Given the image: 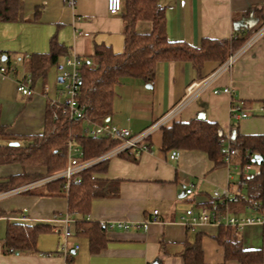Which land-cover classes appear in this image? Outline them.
Masks as SVG:
<instances>
[{"label": "crops", "instance_id": "obj_1", "mask_svg": "<svg viewBox=\"0 0 264 264\" xmlns=\"http://www.w3.org/2000/svg\"><path fill=\"white\" fill-rule=\"evenodd\" d=\"M158 1L164 7L168 38L192 46H198L203 38L235 37L250 26L236 29L234 22L242 18H250L252 24L257 17L264 18V0H185L183 4L178 0ZM124 23L121 11L117 14L107 12L106 0H74L71 6L63 0H23L21 20L0 22V50L3 57H7L3 62L15 69L7 75L0 74V124L5 131L14 136L41 132L47 104L63 100L60 72L64 57L58 65L48 68L44 78L28 83L32 89L30 95L17 90V82L29 77L27 61L32 53L47 52L53 36L68 48V54L81 59L90 56L97 44L121 52ZM134 27L139 32H148L151 22L138 18ZM219 65L217 61H205L196 70L189 60H164L156 63L150 82L124 77L114 88L111 112L104 120L127 127L133 133L139 132L178 104L190 83L203 80ZM216 88H229L230 92L214 93ZM263 99L264 32L229 68L199 90L171 121H188L203 113V118L217 123L223 135L230 139L235 131L262 134ZM232 102L252 114L232 119ZM87 123H83L82 129ZM161 135V129L155 130L147 139L148 150L138 154L128 150L114 156L98 172L99 176L115 179L117 189L113 195L90 200L85 219L105 227V244L96 252L90 250L87 236L77 228L80 216L67 212L65 194L44 185L1 197L0 264H151L154 260L159 264H185L180 252L198 234L203 264H241L225 259L224 248L215 239L217 225L197 223L187 227L181 220L185 209L197 211L201 206L216 202L212 195L215 188L228 187L234 192L233 166L239 162L238 157L215 166L202 150L177 149L179 156L172 160L169 158L172 149L163 151L160 148ZM24 169L45 171L36 167L23 168L18 163L2 164L0 180ZM242 175L239 173L237 189L244 188L239 185ZM190 186L192 193L186 194L185 189ZM154 209L158 211L159 220L150 221L147 229L133 226L123 229L114 224L149 220ZM236 210L229 206L227 214L235 217L258 215L249 208ZM66 214L67 223L64 221ZM10 223H48L50 229L37 235L34 249L11 251L3 247ZM66 227L68 233L65 235ZM238 232L245 248L262 250L264 264V222L243 224ZM63 242L65 250L61 247Z\"/></svg>", "mask_w": 264, "mask_h": 264}, {"label": "trees", "instance_id": "obj_2", "mask_svg": "<svg viewBox=\"0 0 264 264\" xmlns=\"http://www.w3.org/2000/svg\"><path fill=\"white\" fill-rule=\"evenodd\" d=\"M124 23V48L114 52L110 46L97 44L93 53L82 60L79 68L81 81L77 95L78 106L82 116L70 120L63 112L61 103L47 104L44 126L41 132L14 136L5 131L0 124V165L18 163L23 168H43L44 172H29L25 169L17 174L0 180V192L34 180L45 174L61 170L66 165L68 140H72L83 151V158L101 155L114 147L118 140L102 136H90L84 132L85 122L100 123L112 108L114 88L124 77L138 78L150 82L154 76L156 63L164 60H189L198 70L205 61L223 62L230 53L239 49L251 35L264 23V18L246 30L239 31L230 39L203 38L198 46L183 41H172L166 34L164 7L158 0H121ZM23 18V0H0V22L19 21ZM138 18L148 19L151 29L139 32L134 24ZM69 55L68 48L55 36L49 41V50L32 53L27 61L30 81L44 78L48 68L58 65L61 58ZM3 53L0 50V58ZM4 62L7 60L5 57ZM264 105V99L262 100ZM234 103V102H232ZM231 103V104H232ZM161 145L163 151L171 149H199L204 151L214 165L225 163L224 152L219 143L223 136L219 125L205 118H193L188 121L173 120L161 127ZM9 141H17L10 145ZM230 144L238 150L241 165L254 164L257 170L250 176H241V193L236 202H229L228 207L245 211L250 209L264 215V133H233ZM252 153L261 156L259 163L253 162ZM107 161H101L81 172L79 183L71 182L67 199V212L78 214V230L88 238L92 252L100 250L105 244L103 231L105 227L97 222L87 221L90 200L94 197L108 196L116 193L115 179L98 175ZM63 181L56 180L45 186L50 190L62 191ZM238 206L239 208H237ZM223 209V205L220 206ZM236 210V211H237ZM106 225V224H105ZM215 237L224 248L225 259L236 260L241 264H263L261 249L245 248L238 236L237 227L220 224ZM50 229L48 223L25 225L10 223L7 226L3 247L11 251L34 249L37 235ZM185 264H203V254L199 234L197 238L184 246L180 252Z\"/></svg>", "mask_w": 264, "mask_h": 264}, {"label": "built area", "instance_id": "obj_3", "mask_svg": "<svg viewBox=\"0 0 264 264\" xmlns=\"http://www.w3.org/2000/svg\"><path fill=\"white\" fill-rule=\"evenodd\" d=\"M66 4L72 5L74 0H63ZM180 4H183L185 0H178ZM106 9L109 14H117L121 9V0H106ZM264 32V23L251 35V37L236 51L230 53L228 57L220 63V65L212 71L206 78L201 81H193L186 87V92L182 100L178 102L172 109L163 114L161 117L153 121L145 129L133 133L127 127L120 126L117 124H112L108 120H102L100 123L88 121L87 125L84 127V132L90 136H102L109 137L118 140V143L109 149L108 151L102 153L99 156L92 158H83L82 149L76 145L72 140H68L67 150L65 153L66 156V165L63 169L58 170L53 173L45 174L41 177H38L34 180L28 181L26 183L20 184L18 186L9 188L7 190L0 192V198L17 194L20 192H26L30 190L37 189L42 187L50 182L56 180L63 181L62 191L64 194L68 193V188L71 182L79 183L81 181V172L90 168L91 166L107 161L108 159L118 156L128 150H133L135 154H138L141 151L148 150V137L157 129H161L164 125L169 123L172 118L182 109L194 96L195 94L210 84L213 79L221 71L229 68L236 57L247 47L249 46L258 36ZM82 65V60L75 54H69L63 59V66L61 67L60 78L63 83V100L61 102L62 112L70 119L80 118L82 116V109L78 106L77 95L79 91V84L81 81V76L79 68ZM14 67L11 65H6L3 60L0 58V74L7 75L10 72H14ZM30 78L27 77L23 81L17 82V90L24 94L30 95L32 89L29 87L28 83ZM214 93L219 92H230L229 88L223 89H214ZM53 103V102H52ZM264 113V108H262ZM252 113L243 111L238 104L232 103L230 106V115L232 119L239 120L244 118ZM221 145V150L224 152V158L227 163L231 162V159L238 155V150L235 147H232L230 144V138L227 135H223L219 139ZM259 155L258 153H252L251 158ZM179 156V151L177 149H172L169 152V158L176 160ZM240 165V173L243 170L248 169V165L241 166V164L235 163L234 166ZM241 185V182H239ZM186 194L192 193V186L185 189ZM241 193L239 191L233 193L226 188H215L212 192V195L217 199L216 202L210 205L201 206L197 211H194L193 208H187L184 210L181 215V220L187 227H191L197 223H209L219 226L220 224L232 225L234 227H241L243 224L252 223V222H264V215L258 214L256 216H245V217H235L227 214V209L229 202H236ZM223 205V210L221 211L220 206ZM158 211L153 210L152 218L144 221H133V222H115V226L123 229L129 227H142L147 229L150 221H158ZM66 223L68 221V214L65 216ZM108 225H113L108 223ZM68 233V227H66L65 235ZM65 250V242L61 246Z\"/></svg>", "mask_w": 264, "mask_h": 264}, {"label": "water", "instance_id": "obj_4", "mask_svg": "<svg viewBox=\"0 0 264 264\" xmlns=\"http://www.w3.org/2000/svg\"><path fill=\"white\" fill-rule=\"evenodd\" d=\"M252 23L253 22L251 21L250 18H242V19L234 22V27L236 29H238L239 27H245L246 25L252 26L253 25ZM2 60H5V58L2 57ZM198 117L199 118H203L204 117V114L203 113H200V114H198ZM9 144L10 145H17L18 142L17 141H9ZM260 161H261V156L260 155H255L253 157V162L259 163ZM151 264H159V262L157 260H154V261H152Z\"/></svg>", "mask_w": 264, "mask_h": 264}, {"label": "rangeland", "instance_id": "obj_5", "mask_svg": "<svg viewBox=\"0 0 264 264\" xmlns=\"http://www.w3.org/2000/svg\"><path fill=\"white\" fill-rule=\"evenodd\" d=\"M13 62V61H12ZM234 158V157H233ZM246 165V164H245ZM245 165H241V166H245ZM233 176L235 177L234 178V180H233V182H234V186H233V188L235 187L236 189H237V181L239 180V173L241 172L240 171V165H237L236 167H234L233 166ZM242 173H243V176H250V175H252L253 173H255V166H254V164H249L248 165V169L247 170H243L242 171ZM234 190V192L233 193H235L237 190H240V192L241 193H244L245 192V189L242 187V188H240L239 189V187H238V189L237 190ZM232 192V191H231ZM20 206V205H19Z\"/></svg>", "mask_w": 264, "mask_h": 264}]
</instances>
